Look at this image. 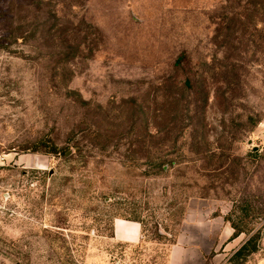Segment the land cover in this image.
<instances>
[{"label": "rangeland", "instance_id": "rangeland-1", "mask_svg": "<svg viewBox=\"0 0 264 264\" xmlns=\"http://www.w3.org/2000/svg\"><path fill=\"white\" fill-rule=\"evenodd\" d=\"M185 231L264 263V0H0V264H165Z\"/></svg>", "mask_w": 264, "mask_h": 264}, {"label": "crops", "instance_id": "crops-1", "mask_svg": "<svg viewBox=\"0 0 264 264\" xmlns=\"http://www.w3.org/2000/svg\"><path fill=\"white\" fill-rule=\"evenodd\" d=\"M112 234V241L119 245L132 247L143 243L146 244L143 226L138 221L116 218L112 224ZM186 239L187 236L185 231L181 233L179 239L172 247L171 242L166 246L165 264H208V260L205 256L206 254L202 256V248L196 251V253H193L189 249L191 242ZM107 254L105 253L104 255H99L97 258H94V264H129L130 262L137 261H131L130 257L127 255L124 258L112 261V256Z\"/></svg>", "mask_w": 264, "mask_h": 264}, {"label": "trees", "instance_id": "trees-1", "mask_svg": "<svg viewBox=\"0 0 264 264\" xmlns=\"http://www.w3.org/2000/svg\"><path fill=\"white\" fill-rule=\"evenodd\" d=\"M231 18H233V16L231 17ZM183 87V91L184 92H187V93H189V92H191V82L189 81V79H187V81H185L184 83H183V85H182ZM182 112H183V110H181L179 107H178V109H176V112H175V114H173L174 116H172V118H171V121H169L167 124H166V127H165V129H163V130H166V131H170L171 132V130H176L175 128H171V124L172 125H175L174 123L176 122V121H178V117L179 116H181V114H182ZM182 128V129H181ZM189 128V126H184V128H183V126H180V128H178V129H180V130H182V131H184V129H188ZM169 132V133H170ZM168 133V134H169ZM202 142H204V140L202 139L201 140ZM201 141L200 140H197L196 141V143L198 144V145H200L201 144ZM114 221V220H113ZM139 222V221H138ZM141 223V222H140ZM235 229H236V232L234 233V235H233V238H237L241 233H243L244 231L243 230H241V229H237V227L235 226ZM113 237V234H112V236H111V238ZM260 240H261V235L259 234V233H257V234H254V235H252L244 244H243V246L235 253V255H234V257L235 258H237V259H241V258H245V257H247V256H249V255H251V254H253V253H256L258 250H259V242H260Z\"/></svg>", "mask_w": 264, "mask_h": 264}, {"label": "water", "instance_id": "water-1", "mask_svg": "<svg viewBox=\"0 0 264 264\" xmlns=\"http://www.w3.org/2000/svg\"><path fill=\"white\" fill-rule=\"evenodd\" d=\"M252 143V141H250V144ZM255 150H257V148H255Z\"/></svg>", "mask_w": 264, "mask_h": 264}]
</instances>
